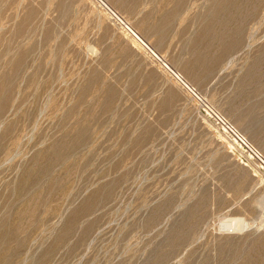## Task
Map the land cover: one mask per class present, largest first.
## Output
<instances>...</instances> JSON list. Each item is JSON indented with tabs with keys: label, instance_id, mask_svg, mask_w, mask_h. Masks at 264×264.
<instances>
[{
	"label": "rangeland",
	"instance_id": "1",
	"mask_svg": "<svg viewBox=\"0 0 264 264\" xmlns=\"http://www.w3.org/2000/svg\"><path fill=\"white\" fill-rule=\"evenodd\" d=\"M102 2L0 0V264H264V0Z\"/></svg>",
	"mask_w": 264,
	"mask_h": 264
},
{
	"label": "built area",
	"instance_id": "2",
	"mask_svg": "<svg viewBox=\"0 0 264 264\" xmlns=\"http://www.w3.org/2000/svg\"><path fill=\"white\" fill-rule=\"evenodd\" d=\"M99 1L107 10L110 11V13L117 19V16L114 12H112L103 2L102 0H97ZM120 21V20H119ZM120 23L124 26V28H126V30H128L131 35L133 36L134 33L132 32V30L126 25L124 24L122 21H120ZM146 47V45H145ZM148 49V48H147ZM154 57H157L156 55L153 54ZM159 60V59H158ZM160 61V60H159ZM164 65V64H163ZM165 66V65H164ZM166 67V66H165ZM172 75L183 85L185 86V88L191 92L195 97L196 93L195 91L190 88L180 77V75L176 74L175 72H172ZM198 98V97H197ZM204 106V112L209 116V118L214 122V124L218 127H220L223 132L225 134H227L233 141H235L236 143H238L240 146L244 147L245 149H247L249 152H251L262 164H264V160H262V158H260V156L256 153V151L251 148L249 146V144L245 141V139L237 132V130L232 126V124L226 119L224 118V116H222L218 111L214 110V108L207 106L205 104H203Z\"/></svg>",
	"mask_w": 264,
	"mask_h": 264
},
{
	"label": "bare ground",
	"instance_id": "3",
	"mask_svg": "<svg viewBox=\"0 0 264 264\" xmlns=\"http://www.w3.org/2000/svg\"><path fill=\"white\" fill-rule=\"evenodd\" d=\"M137 39V38H136ZM139 39V38H138ZM139 42V41H138ZM236 225V224H235Z\"/></svg>",
	"mask_w": 264,
	"mask_h": 264
}]
</instances>
